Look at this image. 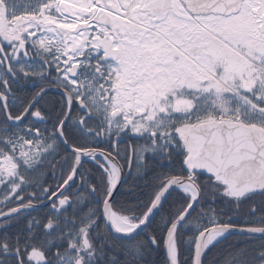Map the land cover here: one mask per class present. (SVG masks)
<instances>
[{
    "label": "snow or ice",
    "instance_id": "6c2138e0",
    "mask_svg": "<svg viewBox=\"0 0 264 264\" xmlns=\"http://www.w3.org/2000/svg\"><path fill=\"white\" fill-rule=\"evenodd\" d=\"M232 237L264 264V0H0V264Z\"/></svg>",
    "mask_w": 264,
    "mask_h": 264
},
{
    "label": "trees",
    "instance_id": "16d2710c",
    "mask_svg": "<svg viewBox=\"0 0 264 264\" xmlns=\"http://www.w3.org/2000/svg\"><path fill=\"white\" fill-rule=\"evenodd\" d=\"M49 182L53 183V184L55 183V181H52V180H50ZM129 183H131V180H129ZM140 183H143V181H141ZM120 191H123V189L121 188ZM116 200H117L118 204H124L125 206H127L128 201H127L126 197L117 194ZM169 202H171V198H170ZM167 207L168 206L165 205V209L161 210V213L157 216V222H159L160 215L166 214ZM217 207L219 210V206H217ZM35 214L36 213H33V215H35ZM241 243H242V241L232 237V238H229V240L224 241L222 244H218L216 247L212 248L211 251H208L206 257L204 258L205 264H221V261H222L224 254L229 250V245L230 244L239 245ZM153 258L159 259L160 256L154 254Z\"/></svg>",
    "mask_w": 264,
    "mask_h": 264
}]
</instances>
